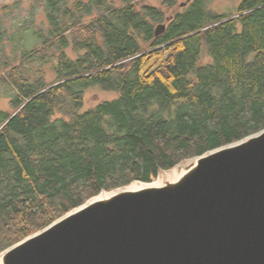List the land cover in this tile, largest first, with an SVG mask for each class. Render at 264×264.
Returning a JSON list of instances; mask_svg holds the SVG:
<instances>
[{
  "label": "trees",
  "instance_id": "obj_1",
  "mask_svg": "<svg viewBox=\"0 0 264 264\" xmlns=\"http://www.w3.org/2000/svg\"><path fill=\"white\" fill-rule=\"evenodd\" d=\"M32 1L38 26L0 15L13 91L0 113V252L101 191L264 129V0L223 14L191 0L169 16L136 0ZM94 86L117 96L84 109Z\"/></svg>",
  "mask_w": 264,
  "mask_h": 264
},
{
  "label": "water",
  "instance_id": "obj_2",
  "mask_svg": "<svg viewBox=\"0 0 264 264\" xmlns=\"http://www.w3.org/2000/svg\"><path fill=\"white\" fill-rule=\"evenodd\" d=\"M187 160L174 181L101 191L0 264H264V129Z\"/></svg>",
  "mask_w": 264,
  "mask_h": 264
},
{
  "label": "rangeland",
  "instance_id": "obj_3",
  "mask_svg": "<svg viewBox=\"0 0 264 264\" xmlns=\"http://www.w3.org/2000/svg\"><path fill=\"white\" fill-rule=\"evenodd\" d=\"M139 3H146L152 6L158 7L166 12V15H171L175 11H181L185 7H187V3L191 0H176L173 6H167L164 1L165 0H136ZM242 0H211L210 7L212 10L216 11L217 13L223 14L230 11H235L236 8L239 6V3ZM32 0H0V15H4L8 11H13L12 15L9 16L8 14L5 16L4 23L8 24L10 19L13 20L15 24H19L18 18L27 19L33 18L34 25L38 26L42 21H44V11L39 6L37 10L34 11L33 15L30 14V7L32 5ZM39 5V4H38ZM15 14V15H14ZM19 15V16H16ZM16 16V18H13ZM32 16V17H31ZM207 61V58L203 59V62ZM2 73H0V113H11L13 112V107L11 105V94L13 91L10 90L8 86L1 80ZM53 75L51 72L48 71L47 73V80H51ZM117 96V93L104 91L99 87H90L86 90L84 95V105L83 108H91L100 101L106 99H112ZM171 170V169H170ZM170 170H163L158 173L156 176L157 178L152 181L156 182L157 180L161 179L165 173H169Z\"/></svg>",
  "mask_w": 264,
  "mask_h": 264
},
{
  "label": "bare ground",
  "instance_id": "obj_4",
  "mask_svg": "<svg viewBox=\"0 0 264 264\" xmlns=\"http://www.w3.org/2000/svg\"><path fill=\"white\" fill-rule=\"evenodd\" d=\"M191 165H193V162H190L189 160L184 161L178 164L177 166H175L174 168H172L169 173H165L161 179L157 180L156 182H151L150 184L151 185H161L167 181L168 182L174 181L178 179L181 176V174L186 170V168H188ZM143 186H145V184L141 182H133L130 185H128L127 188L137 189ZM106 194L108 193L102 192L100 196H104Z\"/></svg>",
  "mask_w": 264,
  "mask_h": 264
}]
</instances>
